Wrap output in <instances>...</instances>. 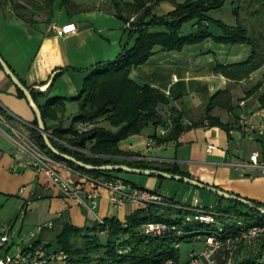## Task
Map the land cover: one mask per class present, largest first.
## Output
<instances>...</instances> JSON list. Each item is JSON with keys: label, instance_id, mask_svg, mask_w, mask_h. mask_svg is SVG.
Masks as SVG:
<instances>
[{"label": "crops", "instance_id": "0c3cea01", "mask_svg": "<svg viewBox=\"0 0 264 264\" xmlns=\"http://www.w3.org/2000/svg\"><path fill=\"white\" fill-rule=\"evenodd\" d=\"M71 1L77 6V11L68 13L60 5V0H54L48 8L38 10L30 24L16 18L7 2L0 5V56L26 87L41 92L47 98L76 96L91 67L113 61L123 47L129 48L134 43V38L124 31L123 21L115 16L116 10L108 0ZM174 9V4L165 0L152 5L150 13L160 17ZM232 9L231 0H226L221 8L209 10L206 15L228 26L239 24L246 27L251 35L256 36L260 58L264 60V10L260 8V2L238 0L236 17ZM119 14L129 19L135 17L124 9ZM195 22L193 19L182 24L181 35L195 32ZM66 25H73L74 29L64 34L60 28ZM208 29L215 37L221 34L219 28L210 23ZM162 30L149 29L151 32ZM250 55L249 45H225L210 38L186 45L180 51L167 52L159 46L154 47L153 55L145 63L132 67L129 77L140 86L149 85L164 93L169 101L168 107H176L182 112L184 126L205 120L204 106L216 92L224 91L208 115L226 126L228 131L220 125H196L183 131L176 140L158 144L154 137L162 138L170 130L168 108L159 105L158 111L164 124L142 128L139 134L118 142V150L140 155L156 164H174L190 178L264 204V176L260 175L258 168L249 164L252 153H257L259 162L264 164V135L248 134L239 125V120L245 117H251L253 125L264 123V103H260V98L264 97V83L260 81L264 74V62L240 79L214 72L216 64H239ZM15 90L0 68V109L8 115V118L0 115V234L6 226L12 227L17 233L12 241L13 247L34 242L39 235L48 238L60 223L75 228L94 223L81 205L61 194L47 177L36 175L23 162L15 160L11 129L29 135V128L35 119L26 99L19 97ZM73 104L64 103L63 129L76 115L75 111H69ZM55 123L49 122L52 125ZM150 137L154 142L147 144ZM207 145L214 146L210 153L206 151ZM59 174L63 178L80 180L79 174L65 164L59 169ZM121 177L138 187L158 190L155 188L158 182L155 177ZM82 188L89 189L87 184H82ZM181 188L195 198L200 197L197 188ZM96 190L99 196L94 215L101 219L115 217L124 222L132 212L144 207L125 203L120 209H115L109 204L106 191L103 188ZM211 195L210 206L227 205L226 200L223 199L222 205L223 201ZM27 202L33 208L22 212ZM33 231L36 232L35 237L28 239V234ZM182 244L178 248L179 264H184L191 252L198 253L204 247L198 241L185 243L189 249L183 256L180 252Z\"/></svg>", "mask_w": 264, "mask_h": 264}, {"label": "trees", "instance_id": "16d2710c", "mask_svg": "<svg viewBox=\"0 0 264 264\" xmlns=\"http://www.w3.org/2000/svg\"><path fill=\"white\" fill-rule=\"evenodd\" d=\"M54 0H0L3 6L7 2L13 15L16 18L30 24L38 12L48 8ZM116 10V15L125 24L129 17L119 14L121 9L135 14L132 28L124 31L134 38L131 47H123L115 59L109 62L98 63L91 67L83 80L82 87L78 94L73 97H52L47 98L41 92L28 88L33 102L41 112L45 129L51 135V142L61 152L74 156L92 165L123 164L133 168L153 169L164 171L170 174L187 176L180 172L174 164H156L145 160L140 155L121 152L117 148L118 142L128 136L139 134L142 128L153 125L162 126L164 120L159 105L167 106L170 113V130L162 138L154 137L158 144L176 140L179 135L188 128L199 124H182V112L176 107L169 106L167 97L156 88L149 85H138L130 77L129 71L132 67L145 63L153 55V48L159 46L164 51H180L186 45L201 43L203 40L212 39L215 43L225 45L246 44L251 46V55L244 61L235 64H216L215 73L232 79H240L247 76L264 62L260 58L257 38L251 35L250 31L239 24L228 26L220 21L209 18L206 13L209 10L221 8L226 0H166L174 4L175 9L166 15L157 17L151 15L152 5L165 0H133L132 3H122L118 0H108ZM255 0H250L254 2ZM260 2V8L264 10V0ZM151 3V5H148ZM233 5L232 14H238V0H231ZM68 13L77 11L71 0H60ZM196 20L197 30L188 35H181L182 24L190 20ZM219 28L220 36H213L208 29V24ZM150 28H162V31L151 32ZM264 83V74L261 80ZM25 86V84L21 81ZM17 95L25 98L24 95L15 90ZM224 91L216 92L204 106L205 120L208 125H220L228 131L226 126L208 114ZM65 102H74L77 105V113L71 117L67 128H61L62 113ZM264 103V97L260 98ZM59 112V115H58ZM0 115H8L0 109ZM99 118H102L108 125H98ZM97 120L94 127L86 132L77 134L74 131V124L77 121ZM50 121L56 122L54 125ZM34 119L29 135L31 140L48 156L65 164L67 167L80 174H87L94 178L120 179L125 184L135 188H141L134 183L123 179L121 176L127 173L123 171L114 172H89L73 166L69 162L62 161L50 153L35 129ZM140 158V159H138ZM158 182L167 180L155 177ZM156 191H159L156 190ZM160 192V191H159ZM219 201L223 199L216 196ZM169 201L180 203L174 198L167 196ZM225 207L216 206L217 210L240 217L246 227L253 224L264 223V214L247 209L237 203L226 201ZM258 207L264 204L253 202ZM246 209L241 213V209ZM186 212L173 207L160 205H146L137 209L127 216L124 222L115 217L103 219V224L92 223L90 226L76 227L70 224L60 223L48 238L39 235L33 245H42L48 252H62L66 255L67 264H179V247L175 249L174 244L202 242L204 235L214 232L215 226L202 225L197 221H185ZM257 219V221H254ZM162 223L166 226H173L182 232L177 235L174 232H166L160 236L145 235L141 226L145 223ZM103 235H99V232ZM204 245V244H203ZM234 264H264V261H257L254 253L246 252L242 259H236Z\"/></svg>", "mask_w": 264, "mask_h": 264}, {"label": "built area", "instance_id": "2783aa9c", "mask_svg": "<svg viewBox=\"0 0 264 264\" xmlns=\"http://www.w3.org/2000/svg\"><path fill=\"white\" fill-rule=\"evenodd\" d=\"M133 21L134 18H130L124 24V28H132ZM73 29V25H66L60 28V32L65 34ZM240 104L242 105L243 102ZM96 123L97 120L77 121L74 124V131L77 134L86 132L94 127ZM252 123L251 117L239 120V125L246 133H255L258 136L264 135V123L257 125ZM203 124H207V121L203 120ZM11 131L16 149L15 160L23 162L24 166L31 168L36 175L47 177L61 194L73 198L81 205L88 217L93 219L95 223L103 224V219L94 215L97 206L96 200L99 196L96 189L103 188L106 191L109 204L115 209H120L125 203L173 207L186 212L184 215L185 221L194 220L202 225L215 226L214 232L204 235V247L198 253L191 252L192 254L184 264H234L235 260L237 258L242 259L246 252L254 253L257 261H264V223L246 227L240 217L221 212L217 210L216 206H203L195 197L192 204L173 203L162 192L135 188L125 184L120 179L107 180L80 173H78L80 179L78 182L71 178H63L59 174V169L63 163L45 154L30 139L28 134L20 133L16 129H11ZM146 142L152 144L154 140L150 137ZM213 149V145H207L206 147L208 153ZM249 164L258 168L260 175L264 176V164L259 162L257 153H252L249 156ZM82 184H87L89 189L84 190ZM32 208V204L27 202L22 212L32 210ZM141 230L145 235L153 237L170 231L177 235L182 234L180 230L175 229L173 226L153 222L143 224ZM35 234L34 231L30 232L27 238L33 239ZM16 235V231L10 226H6L0 234V264H67L64 253L48 252L42 245H33L28 242L26 245L13 247L12 241ZM99 235H103V232H99ZM174 247L175 249L178 248L179 244H174ZM165 264H171V262L166 261Z\"/></svg>", "mask_w": 264, "mask_h": 264}, {"label": "water", "instance_id": "95a60500", "mask_svg": "<svg viewBox=\"0 0 264 264\" xmlns=\"http://www.w3.org/2000/svg\"><path fill=\"white\" fill-rule=\"evenodd\" d=\"M0 68L5 73L7 78L13 83L15 88L18 89V91H20L24 95L26 101L28 102V104L30 105L31 109L34 112V116H35V120H36L35 129L39 133V136L41 137V139L43 141V145L45 146V148L50 153H52L53 155L58 157V159L60 158V160H62V161L69 162L73 166L78 167V168L83 169V170H86V171H89V172H93V171H101V172L123 171L127 174H133V175H138V176H148V177H160L163 179L172 180V182L176 181L179 183H184V184L192 186L194 188L205 190V191H207V192H209L215 196H218L219 198L224 199L226 201H231V202L237 203L241 206H244V208L246 207L247 209L254 210L260 214H264V207H260V206L258 207L252 201H249V200L244 199L242 197H239L237 195H233L231 193L229 194L228 192L223 191V190L217 188L216 186L214 187V186L204 184V183H202L196 179H193V178H190L187 176H181V175L173 174V173L170 174V173H167L164 171H159V170L157 171V170H153V169H140V168H133V167L129 168V166L123 165V164L92 165V164L85 163L81 160L75 159V157L74 156L72 157V155H69L67 153H63V152L59 151L51 142L50 133L47 132V130L45 129V125H44V122H43L42 117H41V112L38 109V107L36 106V104L33 102L28 88L21 83V81L12 72V70L9 68L7 63H5V61L3 60V58L1 56H0Z\"/></svg>", "mask_w": 264, "mask_h": 264}, {"label": "rangeland", "instance_id": "374dc122", "mask_svg": "<svg viewBox=\"0 0 264 264\" xmlns=\"http://www.w3.org/2000/svg\"><path fill=\"white\" fill-rule=\"evenodd\" d=\"M188 34H190V33H187L185 35H188ZM69 111H75L77 113V105L74 103L72 105V107L69 109ZM75 112H73L72 114H74ZM98 125L107 126L108 124L105 121H103L102 118H99ZM134 135H137V134H134ZM126 175L127 176H132V177L135 176L133 174H126ZM138 177H143V179H144L146 176H138ZM161 182L160 181L157 182V184L155 186L156 189H160L162 191V193H164L166 196L174 197L176 200H178V201H180L182 203L185 202V203L192 204L194 195L190 194L188 191H186L185 189L181 188V187L185 186V187H188V189H192L191 186H188V185L186 186L185 184L179 183V182H176V181L172 182V180H163ZM141 183H143V182H141ZM159 183H161L162 185H160ZM137 184H138V182H137ZM182 185H184V186H182ZM196 191L200 194V197H197V198L202 203L203 206H210V204H212L211 199H213V198H212V195L209 192H207L205 190H201V189H198ZM221 204L223 205L224 201ZM240 209H241L240 210L241 213H244L245 210H246L244 208H240ZM254 221H257V219H254ZM188 249H189V245L183 243L180 246L181 254L184 256V253H186Z\"/></svg>", "mask_w": 264, "mask_h": 264}]
</instances>
